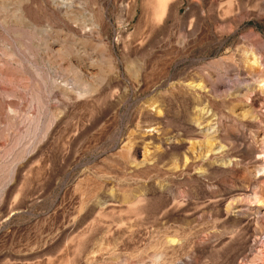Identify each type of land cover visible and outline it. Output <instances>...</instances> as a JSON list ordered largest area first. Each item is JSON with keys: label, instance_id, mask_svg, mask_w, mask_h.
<instances>
[{"label": "rangeland", "instance_id": "1", "mask_svg": "<svg viewBox=\"0 0 264 264\" xmlns=\"http://www.w3.org/2000/svg\"><path fill=\"white\" fill-rule=\"evenodd\" d=\"M0 264H264V0H0Z\"/></svg>", "mask_w": 264, "mask_h": 264}]
</instances>
